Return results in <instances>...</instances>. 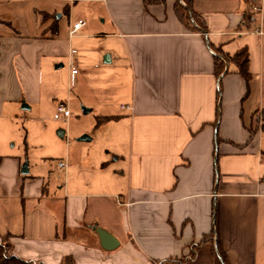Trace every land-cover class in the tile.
Listing matches in <instances>:
<instances>
[{"label":"crops","instance_id":"obj_1","mask_svg":"<svg viewBox=\"0 0 264 264\" xmlns=\"http://www.w3.org/2000/svg\"><path fill=\"white\" fill-rule=\"evenodd\" d=\"M54 1L60 4L44 12L43 33L19 39L20 46L34 47L7 53L13 38L0 39V65L9 61L21 83L5 99H25L27 109L40 103L43 55L69 59L79 89L94 77L87 61L104 59L107 67L90 91L76 92L95 103L85 113L97 109V117L110 118L97 126L96 117L101 139L95 145L94 136L65 141L58 186L50 168H34L23 152L3 147L11 135L1 127L0 99V233L10 234L13 253L43 264H61L67 255L76 264H214L212 244L203 237L215 231L226 264H264V132L257 125L264 106V21L254 10L257 0H193L206 26L197 31L179 19L177 0ZM79 1L91 4L92 19L87 29L86 22L75 35L69 31L79 40L74 50L56 13L69 14ZM244 47L249 85L235 63L226 61L218 76V52L234 55ZM95 225L119 246L104 249ZM198 244L194 260H170Z\"/></svg>","mask_w":264,"mask_h":264},{"label":"rangeland","instance_id":"obj_2","mask_svg":"<svg viewBox=\"0 0 264 264\" xmlns=\"http://www.w3.org/2000/svg\"><path fill=\"white\" fill-rule=\"evenodd\" d=\"M255 3L256 5L259 3L262 7V11L257 13L259 22L264 21V0H257ZM57 4L60 3L54 0H0V39L4 37L6 42L13 38V41L8 42L10 44L4 50H7L8 53L16 49L22 51L25 47H34V42L28 46H20L19 39L40 36L48 26V23L43 22L44 12H54ZM91 7L89 2L79 1L71 6L69 14L61 10L58 11L56 16L62 15L58 19L60 34L68 38L74 20L79 17L88 23V26L84 28L87 29L92 19L89 14ZM95 23L99 24V19H96ZM16 37L18 40L15 39ZM70 40L74 43V50H78L76 45L79 40L77 37ZM1 49L0 45V57ZM5 56L3 57L5 58ZM2 60L4 59L0 58V64H2ZM61 63L63 65L59 66ZM87 63L90 68L89 72L94 77L90 78L82 89H79L80 85H75L71 81L70 73H72L73 66L69 59L61 60L43 55L40 75L42 81L41 100L32 109L24 107L25 99L20 103L5 99L9 95H16L21 83L14 70L8 67L9 61L0 65V99H5L2 108V120L4 121L1 122V127L4 131H9L11 135V140L5 141L3 147L8 151L13 150L15 153L23 152L25 162H30L34 168L43 165L50 168L49 170L54 171L51 175L52 181L58 186L61 184V171L58 168V163L66 150L65 141L77 143L79 138L85 134L90 137L94 136V140L91 142L94 145L101 139L99 138L101 130L96 128L97 109L89 113L84 112V108H91L92 105H89V102L95 103L89 99L86 102L80 100L76 90L90 91L89 86L97 80L96 74L102 72L107 66L104 64V59L99 61L91 58ZM95 65L96 67H94ZM78 68L82 70L81 66ZM103 82L107 84V80ZM120 102L121 99L117 97L115 103L120 104ZM59 103H65L70 109L72 115L68 120L54 117ZM26 104L31 106L27 101ZM257 125L261 127L262 124L258 122ZM60 130L65 131L63 137L59 134ZM13 143H17V145L13 147ZM115 157L116 155L111 157L113 163L116 162ZM116 164L120 165L121 162H116Z\"/></svg>","mask_w":264,"mask_h":264},{"label":"trees","instance_id":"obj_3","mask_svg":"<svg viewBox=\"0 0 264 264\" xmlns=\"http://www.w3.org/2000/svg\"><path fill=\"white\" fill-rule=\"evenodd\" d=\"M76 1V0H75ZM165 0H144L146 5L160 3ZM185 3L182 4L179 0L176 1L175 9L176 13L181 20V22L190 30L197 31L199 29L205 30L206 26L203 23V20L199 14L193 9V0H184ZM70 5L66 6V11L69 12ZM53 33L57 32V26L52 29ZM219 54L215 57V72L218 76H221L225 71V62L235 63L238 72L243 76L246 83L249 85V82L252 78V73L249 69L250 64V54L247 47L241 48L234 55H229L223 53L222 51L218 52ZM110 117H97V126L103 123L105 120ZM258 122H261V129L264 132V106L258 113ZM215 231L209 236L203 237V242H210L212 244V256L214 259V264H226L223 255L220 252L218 246H216L214 241ZM201 244L194 245L191 248L190 253L187 256L170 259L177 260L181 263L189 262L194 260L197 254V250ZM0 264H43L40 261H32L16 256L13 253V245L11 243L10 234L2 235L0 233ZM61 264H76L72 255H67L62 259ZM154 264H165V261L156 262Z\"/></svg>","mask_w":264,"mask_h":264},{"label":"water","instance_id":"obj_4","mask_svg":"<svg viewBox=\"0 0 264 264\" xmlns=\"http://www.w3.org/2000/svg\"><path fill=\"white\" fill-rule=\"evenodd\" d=\"M90 109L84 108V112H88ZM62 136V132L59 133ZM80 141H89L91 140V137L89 135H82L79 138ZM22 173L26 174L28 173V169L26 167L22 168ZM94 229L98 233L100 237L101 246L106 250H113L116 247L119 246L120 242L118 239L108 230L100 227V226H94Z\"/></svg>","mask_w":264,"mask_h":264},{"label":"built area","instance_id":"obj_5","mask_svg":"<svg viewBox=\"0 0 264 264\" xmlns=\"http://www.w3.org/2000/svg\"><path fill=\"white\" fill-rule=\"evenodd\" d=\"M254 10L261 12L262 11V7L260 5H256L254 6ZM86 24V21L80 19L77 22H75L73 24V27L70 30V35L73 36L75 35V33H77V31L79 29H81L84 25ZM76 51H73V53H75ZM77 69H73L72 74L75 75L77 73ZM71 116V111L68 108V106L65 103H59L57 106V112L55 113L54 117L56 119H69V117ZM64 164L62 162H60V166H63Z\"/></svg>","mask_w":264,"mask_h":264}]
</instances>
